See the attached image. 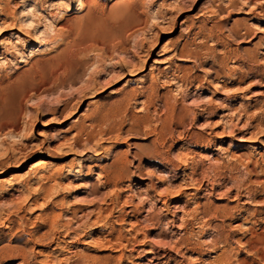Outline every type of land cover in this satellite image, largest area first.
Listing matches in <instances>:
<instances>
[{"label":"rangeland","instance_id":"obj_1","mask_svg":"<svg viewBox=\"0 0 264 264\" xmlns=\"http://www.w3.org/2000/svg\"><path fill=\"white\" fill-rule=\"evenodd\" d=\"M0 264H264V0H0Z\"/></svg>","mask_w":264,"mask_h":264},{"label":"bare ground","instance_id":"obj_2","mask_svg":"<svg viewBox=\"0 0 264 264\" xmlns=\"http://www.w3.org/2000/svg\"><path fill=\"white\" fill-rule=\"evenodd\" d=\"M59 33V32H58ZM49 163L48 161H43V160H39V161H36L32 166H39V165H45ZM35 168V167H34ZM245 244V243H244ZM182 246V245H181Z\"/></svg>","mask_w":264,"mask_h":264}]
</instances>
